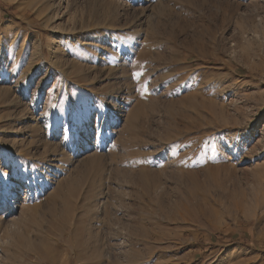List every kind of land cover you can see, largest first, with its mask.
I'll list each match as a JSON object with an SVG mask.
<instances>
[{"label": "rangeland", "instance_id": "1", "mask_svg": "<svg viewBox=\"0 0 264 264\" xmlns=\"http://www.w3.org/2000/svg\"><path fill=\"white\" fill-rule=\"evenodd\" d=\"M0 199V264H264V0H0Z\"/></svg>", "mask_w": 264, "mask_h": 264}, {"label": "bare ground", "instance_id": "2", "mask_svg": "<svg viewBox=\"0 0 264 264\" xmlns=\"http://www.w3.org/2000/svg\"><path fill=\"white\" fill-rule=\"evenodd\" d=\"M248 159H249V158L245 157L244 160H243V162H242V165H245L246 163H248V161H249ZM0 200H1V199H0ZM2 204H3V202L0 203V206H1ZM143 233H144V232H143ZM143 233H142V234H143ZM143 236L146 237V233L143 234Z\"/></svg>", "mask_w": 264, "mask_h": 264}]
</instances>
